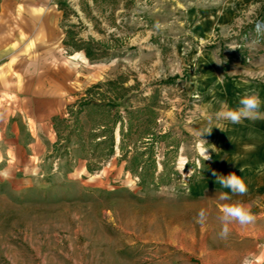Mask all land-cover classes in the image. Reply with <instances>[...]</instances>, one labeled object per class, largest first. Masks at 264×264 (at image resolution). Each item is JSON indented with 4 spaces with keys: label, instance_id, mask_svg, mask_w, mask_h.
<instances>
[{
    "label": "rangeland",
    "instance_id": "obj_1",
    "mask_svg": "<svg viewBox=\"0 0 264 264\" xmlns=\"http://www.w3.org/2000/svg\"><path fill=\"white\" fill-rule=\"evenodd\" d=\"M31 2L63 12L77 97L56 119L58 168L0 181V264H264L263 212L219 235L240 200L206 127L218 87L264 75V0Z\"/></svg>",
    "mask_w": 264,
    "mask_h": 264
},
{
    "label": "crops",
    "instance_id": "obj_2",
    "mask_svg": "<svg viewBox=\"0 0 264 264\" xmlns=\"http://www.w3.org/2000/svg\"><path fill=\"white\" fill-rule=\"evenodd\" d=\"M21 1L0 0V181L10 188L16 183L27 187L48 169L58 168L56 119L65 116L77 97V76L65 64L62 48L63 12ZM261 74L252 73L245 82L236 79L239 86L218 87L214 112L222 102L238 108L246 93L264 102ZM260 110L264 112V103ZM206 127L233 161L232 172L246 182L247 192L236 194L238 200L252 213H264V119L239 124L215 119Z\"/></svg>",
    "mask_w": 264,
    "mask_h": 264
},
{
    "label": "clouds",
    "instance_id": "obj_3",
    "mask_svg": "<svg viewBox=\"0 0 264 264\" xmlns=\"http://www.w3.org/2000/svg\"><path fill=\"white\" fill-rule=\"evenodd\" d=\"M262 103L264 102H262L261 98L257 94L246 93L240 98L238 108H231L226 102H222L220 109L215 113V119L218 121H227L232 124H239L244 120L264 119V112H261L260 110ZM219 129L223 131L221 128ZM200 154L204 160H208L210 158L207 155V148L200 147ZM181 164H184V162L181 161ZM185 165L186 164H184V167ZM213 175L216 176V182L222 188L229 189L232 193L236 194H245L247 192V185L242 176L237 175L236 173H230L225 176L217 174L216 172H213ZM227 198L228 197L224 194H221L220 196L221 200H225ZM220 213L221 215L219 216V220L222 224V230L219 235L223 238L228 236L229 225L231 223L236 222L241 226H246L253 223L256 219L251 209L242 201L225 203L220 208ZM205 220L206 212L201 210L198 213L197 223L203 224ZM242 264H256V261L250 254L242 260Z\"/></svg>",
    "mask_w": 264,
    "mask_h": 264
}]
</instances>
